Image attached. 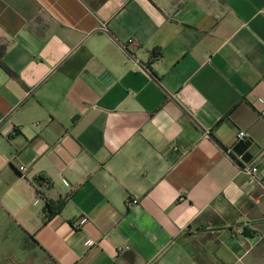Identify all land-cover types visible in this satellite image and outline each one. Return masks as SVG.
Listing matches in <instances>:
<instances>
[{"label": "crops", "instance_id": "0c3cea01", "mask_svg": "<svg viewBox=\"0 0 264 264\" xmlns=\"http://www.w3.org/2000/svg\"><path fill=\"white\" fill-rule=\"evenodd\" d=\"M0 264H264V0H0Z\"/></svg>", "mask_w": 264, "mask_h": 264}, {"label": "built area", "instance_id": "2783aa9c", "mask_svg": "<svg viewBox=\"0 0 264 264\" xmlns=\"http://www.w3.org/2000/svg\"><path fill=\"white\" fill-rule=\"evenodd\" d=\"M129 42H131V41H129ZM246 138H248V135L245 132L240 131L238 133V140H244ZM20 170L22 172L26 171L24 167L20 168ZM244 172H246L248 175L252 176L253 178H257L258 177V170L255 167L244 168ZM127 205H128V207L138 205V200H136V199L130 200V201H128ZM120 251H122V249H120Z\"/></svg>", "mask_w": 264, "mask_h": 264}, {"label": "trees", "instance_id": "16d2710c", "mask_svg": "<svg viewBox=\"0 0 264 264\" xmlns=\"http://www.w3.org/2000/svg\"><path fill=\"white\" fill-rule=\"evenodd\" d=\"M61 202H59V204H60ZM46 208H47V211H48V213H49V216L48 217H50V215H52L54 212L52 211V203L51 202H48L47 203V205H46Z\"/></svg>", "mask_w": 264, "mask_h": 264}]
</instances>
